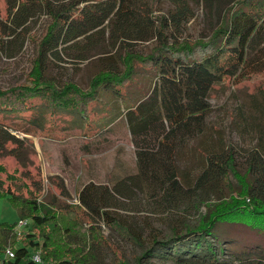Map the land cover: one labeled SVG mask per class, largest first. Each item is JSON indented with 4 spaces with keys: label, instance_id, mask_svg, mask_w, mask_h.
Returning <instances> with one entry per match:
<instances>
[{
    "label": "trees",
    "instance_id": "trees-1",
    "mask_svg": "<svg viewBox=\"0 0 264 264\" xmlns=\"http://www.w3.org/2000/svg\"><path fill=\"white\" fill-rule=\"evenodd\" d=\"M6 1V17L0 9V50L5 38L14 36L35 41L38 51L25 83L0 87V154L19 159L28 139L21 133L60 139L63 119L74 111L83 117L87 135L121 116L138 148L139 172L113 184H85L79 191V204L57 206L41 199L44 184L39 169L24 168L25 179L20 182L0 162V197L7 196L14 203L21 219L33 220L32 231L24 236L16 222L0 224V264H99L101 249L109 242L100 220L108 226L121 224L110 210L119 205L121 196L128 195L127 181L137 184L139 177L164 191V208L187 231L172 242H155L159 247L136 256L135 264H264V240L231 249L228 240L236 236H227L230 229L241 225L264 237L263 136L249 154L244 172L232 154L224 158L210 151L205 153L207 164L201 174L186 185L189 196L184 201L173 186L179 179L178 147L194 132L205 130L215 84L228 79H264V69L254 63L255 53L264 47V0ZM198 1L217 17V23L209 35L192 40L183 31L196 15L193 4ZM162 2L174 8L157 15ZM38 16L49 18L40 35L30 26ZM107 34L111 48L101 52L104 66L87 88L73 81L59 84L46 75L50 57L62 60V52L71 47L82 51V40H87L86 51L94 37L106 40ZM152 39L156 43L148 53L135 47ZM141 70L153 73L156 80L138 95L129 87ZM262 92L260 86L256 94ZM101 94L117 96V106L103 103L102 109H96ZM231 173L238 187H230L229 197L218 195ZM195 214L196 223H189ZM126 230L139 238L130 227ZM36 252L42 262L33 259Z\"/></svg>",
    "mask_w": 264,
    "mask_h": 264
},
{
    "label": "rangeland",
    "instance_id": "rangeland-1",
    "mask_svg": "<svg viewBox=\"0 0 264 264\" xmlns=\"http://www.w3.org/2000/svg\"><path fill=\"white\" fill-rule=\"evenodd\" d=\"M6 2L0 0L3 17L7 16ZM193 6L196 15L185 25L183 35L195 40L211 33L217 23V17L209 14L201 1L195 2ZM173 8L170 2H162L155 13L165 15ZM47 22V16H38L30 23L32 31L40 35ZM5 40V47L0 50V87L10 88L27 81L38 50L37 43L32 40L15 39L14 36L6 37ZM92 40L93 43L87 46L86 51L84 49L87 40H82V51L71 47L62 52V60L50 57L46 75L54 78L59 84L73 81L87 88L93 75L104 66L105 61L99 57L101 52L107 47L111 48L108 34L106 40L103 36H96ZM155 43V39L140 41L135 47L148 53ZM115 52L113 50V53ZM255 54V66L264 69V47L258 49ZM155 80L153 73L141 70L137 81L129 87L130 92L137 91L138 95H141L140 90L152 88ZM260 86L264 88V79H246L239 82L228 79L215 84L210 93L211 107L206 115L205 130L194 132L178 147L176 164L179 168V179L173 181V186L181 201L189 196L186 185L193 183L206 166V152H216L224 158L232 154L238 169L242 172L246 170L249 154L259 145L261 137H264V92L256 94ZM99 98L101 105L96 103V109L99 106L102 109L103 103L117 106V96L101 94ZM83 120L81 114L76 111L67 114L63 119L64 126L58 131L60 139L43 134L37 136L21 133V137L28 139H25L19 159L13 154H0V162L6 167V171L15 174L16 180L20 182L25 179L22 174L24 168L33 171L39 169L44 184L41 199L57 206L79 204V191L90 182L98 185L113 184L118 179L138 174V148L124 117L120 116L110 126H105L104 129L96 128L88 135L84 132ZM12 146L9 144V147ZM137 179V184L127 181L128 195L121 196L119 205L110 210L112 216L121 224L117 222L118 224L108 226L104 220H100L109 242L101 249L99 264H135V257L142 255L147 249L159 247L158 243L172 242L177 238V234H186L185 225L176 221L177 216L164 208V191L160 192L159 187L151 186L145 177ZM231 186L234 189L238 187V180L232 173L230 180L226 184L223 183V192L218 195L229 197ZM62 187L65 190H62ZM218 195L214 196V201L219 199ZM202 209L206 210L205 207ZM20 219L14 203L7 196H1L0 224L16 222L17 225ZM189 219V223L195 224L198 214ZM28 220L29 225L23 228V236L32 231L33 220ZM84 223L88 224L87 221ZM126 226L137 233L139 238L129 236ZM227 236H236L232 241L228 240L231 249L264 240L262 234L241 225L230 229Z\"/></svg>",
    "mask_w": 264,
    "mask_h": 264
},
{
    "label": "built area",
    "instance_id": "built-area-1",
    "mask_svg": "<svg viewBox=\"0 0 264 264\" xmlns=\"http://www.w3.org/2000/svg\"><path fill=\"white\" fill-rule=\"evenodd\" d=\"M26 225H29V220L28 219H20V221H18L17 223V229L19 231V234L20 236L23 234V228L26 226ZM8 254L10 256H14V252L12 250H9L8 251ZM33 259L37 262H42V259H41V256L38 252L34 253L33 255Z\"/></svg>",
    "mask_w": 264,
    "mask_h": 264
}]
</instances>
